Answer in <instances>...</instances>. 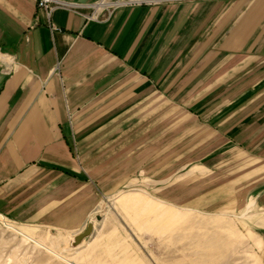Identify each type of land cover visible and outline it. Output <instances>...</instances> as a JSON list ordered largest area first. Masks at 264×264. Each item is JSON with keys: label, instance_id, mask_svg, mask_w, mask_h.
Listing matches in <instances>:
<instances>
[{"label": "crops", "instance_id": "crops-1", "mask_svg": "<svg viewBox=\"0 0 264 264\" xmlns=\"http://www.w3.org/2000/svg\"><path fill=\"white\" fill-rule=\"evenodd\" d=\"M64 1L78 6L47 19L35 0H0L3 224L49 229L86 257L95 230L79 245L74 237L91 223L102 161L116 156L104 153L119 145L112 134L145 124V152L155 145L161 160L169 111L177 128L192 122L204 157L219 144L259 161L248 193L264 196V0ZM91 250L86 263L103 264Z\"/></svg>", "mask_w": 264, "mask_h": 264}, {"label": "rangeland", "instance_id": "rangeland-1", "mask_svg": "<svg viewBox=\"0 0 264 264\" xmlns=\"http://www.w3.org/2000/svg\"><path fill=\"white\" fill-rule=\"evenodd\" d=\"M170 116L169 111L168 125L158 129L164 134L163 146L169 144L161 160L151 159L157 154L155 145L148 144L145 152V124L134 129L137 122L131 121L129 128L112 134L119 136V145L104 150L110 155L113 148L116 156L102 161L105 174L98 179H103V190L97 193L95 208L89 209L96 236L86 257L67 240L61 246L54 238L58 233L4 217L13 226L0 219V264H66V256L87 264L93 247L90 254L97 248L107 264H264L259 236L264 196L248 193L261 177L252 176L259 161L219 144L204 157L209 145L190 143L192 122L180 118L183 127L177 128ZM177 132L184 144L175 153L170 142ZM112 170L116 172L111 175Z\"/></svg>", "mask_w": 264, "mask_h": 264}, {"label": "built area", "instance_id": "built-area-1", "mask_svg": "<svg viewBox=\"0 0 264 264\" xmlns=\"http://www.w3.org/2000/svg\"><path fill=\"white\" fill-rule=\"evenodd\" d=\"M36 6L38 9L44 11L47 19H49L51 13L55 10L59 9H67V10H74L77 8V4L71 3L64 0H35ZM129 2V0H125ZM122 2L121 0L113 1L112 3H108L107 0H101L100 2L96 3L95 6L105 8L107 4H111L112 6H116L118 3ZM110 13L107 12L105 19L109 17Z\"/></svg>", "mask_w": 264, "mask_h": 264}, {"label": "water", "instance_id": "water-1", "mask_svg": "<svg viewBox=\"0 0 264 264\" xmlns=\"http://www.w3.org/2000/svg\"><path fill=\"white\" fill-rule=\"evenodd\" d=\"M92 233V227L89 225L87 226V228L85 229V231H83L82 233L78 234L76 237H74V244L75 245H79L81 240L87 236H89Z\"/></svg>", "mask_w": 264, "mask_h": 264}, {"label": "bare ground", "instance_id": "bare-ground-1", "mask_svg": "<svg viewBox=\"0 0 264 264\" xmlns=\"http://www.w3.org/2000/svg\"><path fill=\"white\" fill-rule=\"evenodd\" d=\"M69 241V240H68Z\"/></svg>", "mask_w": 264, "mask_h": 264}]
</instances>
